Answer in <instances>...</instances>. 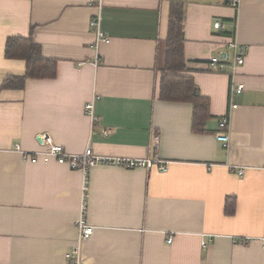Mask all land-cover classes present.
<instances>
[{
    "label": "crops",
    "instance_id": "0c3cea01",
    "mask_svg": "<svg viewBox=\"0 0 264 264\" xmlns=\"http://www.w3.org/2000/svg\"><path fill=\"white\" fill-rule=\"evenodd\" d=\"M173 3L187 66L178 73L208 98L201 132L193 103L160 97ZM96 11L92 0H0V264H68L78 238L83 174L54 157L33 163L17 144L163 161L90 170L86 264H264V0H104L110 41L98 46ZM11 37L37 44L55 75L19 81L27 60L6 56ZM233 42L247 48L245 89L225 146L216 133L231 68L210 61L231 63Z\"/></svg>",
    "mask_w": 264,
    "mask_h": 264
},
{
    "label": "built area",
    "instance_id": "2783aa9c",
    "mask_svg": "<svg viewBox=\"0 0 264 264\" xmlns=\"http://www.w3.org/2000/svg\"><path fill=\"white\" fill-rule=\"evenodd\" d=\"M240 0H231L232 3L238 4ZM104 0H92V4L96 7L97 11L90 20V26L93 28L96 34V45L98 46L102 41H110V37L106 36L102 32V5ZM230 48L233 50V61L227 62L225 55L214 56L210 65L215 71L225 72L227 67L231 68L230 76V92H229V110L228 113L220 120V130L216 133L217 139L222 142L225 146H228L231 140L230 125L233 111L239 107L237 98L243 93L245 84L237 79V74L240 68L245 62L246 49L244 46L239 45L237 42L230 44ZM94 108L93 103L87 105V109L92 113ZM14 150L21 153L24 157L31 156L33 163L38 162L39 157L49 156L54 157L61 163H68L71 168L80 171L83 174L82 182V195L81 204L79 210V216L76 220L78 228V238L72 249L66 253V260L68 264H86L83 258L82 247L85 240L89 239L93 234L95 227L88 222L87 211H88V188H89V174L90 170L99 164H109L120 166L128 169L136 168H150L156 163H163L162 160L157 158H132L123 156H110V155H98L94 153L91 148L87 147L86 150L81 154H74L67 152L62 146L53 144L45 148L44 150L28 152L22 149L17 144ZM162 170H166V167L162 166ZM240 169L239 174H243V169ZM172 238L168 239L171 242Z\"/></svg>",
    "mask_w": 264,
    "mask_h": 264
},
{
    "label": "trees",
    "instance_id": "16d2710c",
    "mask_svg": "<svg viewBox=\"0 0 264 264\" xmlns=\"http://www.w3.org/2000/svg\"><path fill=\"white\" fill-rule=\"evenodd\" d=\"M183 27L182 8L179 4L173 3L169 34L165 41L166 53L160 83V97L168 101L193 103L192 129L195 132H201L204 131L208 116V98L199 92L192 76L178 73L187 69L183 54ZM6 56L27 60V72L19 77V81L27 77H52L56 73L55 62L43 57L40 48L29 38H9Z\"/></svg>",
    "mask_w": 264,
    "mask_h": 264
}]
</instances>
